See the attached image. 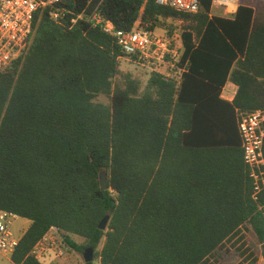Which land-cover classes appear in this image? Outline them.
<instances>
[{"label": "trees", "instance_id": "1", "mask_svg": "<svg viewBox=\"0 0 264 264\" xmlns=\"http://www.w3.org/2000/svg\"><path fill=\"white\" fill-rule=\"evenodd\" d=\"M199 1L197 14L156 0H67L61 22L51 7L36 13L27 50L0 71V209L31 221L14 264H44L31 252L52 228L100 264H215L243 232L264 259V193L252 197L237 124L264 108V5L229 19ZM96 9L125 31L182 21L185 71L145 86L124 73L114 37L71 23ZM227 81L232 103L220 98ZM245 246L238 264H257Z\"/></svg>", "mask_w": 264, "mask_h": 264}, {"label": "built area", "instance_id": "2", "mask_svg": "<svg viewBox=\"0 0 264 264\" xmlns=\"http://www.w3.org/2000/svg\"><path fill=\"white\" fill-rule=\"evenodd\" d=\"M67 0H0V71L8 68L23 56L33 34L35 15L39 10L53 8L52 18L61 22L66 10L62 4ZM165 7L185 14H197L200 11L199 0H156ZM239 0H212L210 17L220 16L232 19L237 14ZM79 20L87 21L93 27L114 37L121 48L119 61H126L150 73H157L172 78L174 71L182 73L184 53L182 21L172 18L167 20L173 29L159 27L153 30L137 21L130 30L117 29L115 24L106 19L97 9L84 10L72 20V25ZM180 25V26H178ZM161 31V32H160ZM238 131L245 165L253 182V199L259 201L264 193V108L249 113H240ZM20 217L0 209V253L11 256L16 251L22 236L14 231V223ZM70 247L65 236L57 228H52L42 241L36 244L31 254L44 264H59L64 258V249ZM99 262V261H98ZM100 264V263H99Z\"/></svg>", "mask_w": 264, "mask_h": 264}, {"label": "rangeland", "instance_id": "3", "mask_svg": "<svg viewBox=\"0 0 264 264\" xmlns=\"http://www.w3.org/2000/svg\"><path fill=\"white\" fill-rule=\"evenodd\" d=\"M239 4H244V5H249L252 7H260L262 5H264V0H239ZM165 24V26H164ZM162 24L160 27H166V29H173L174 25L169 22V23H164ZM180 26V25H178ZM161 32V31H160ZM120 69L124 72V73H130L132 74L134 77H137L139 79H141L143 86H145L148 82V79L150 77V72L142 69L140 67H137L131 63H128L126 61H120ZM97 103H103V104H109L110 100L105 97V96H99L96 100ZM28 227V223L24 220V219H17L14 223V231L16 232V234H18L19 236H22L23 234V229H27ZM245 233V238L244 240H242L235 248L234 247H230V251L226 252V250L221 252V256H219V263H215V264H238L240 263L243 258L240 256L242 251H238L237 248L239 246H241L243 243H246V246L244 247V249L246 248H251L252 251H254L257 255L258 262L257 264H264V259L261 256V246L258 243L256 237L254 236V234L250 233V232H243ZM74 241H76L78 244H83L84 243V239L80 238V237H73ZM238 238H236L235 240H237ZM234 240V241H235ZM233 241V242H234ZM65 251V255L63 259H58L59 264H86L85 260H84V255L78 251H75L73 249H64ZM0 264H14L10 257L3 255L2 253H0ZM94 264H99L98 260H95L94 258ZM245 264H249L248 262H245Z\"/></svg>", "mask_w": 264, "mask_h": 264}, {"label": "water", "instance_id": "4", "mask_svg": "<svg viewBox=\"0 0 264 264\" xmlns=\"http://www.w3.org/2000/svg\"><path fill=\"white\" fill-rule=\"evenodd\" d=\"M99 181H100L101 190L102 191L108 190V174L106 171H103L100 174ZM110 218H111L110 215H107L104 217V219L99 224L100 230L104 231L107 229L108 224L110 222ZM83 255H84L85 263H91L94 261V249L93 248L86 249Z\"/></svg>", "mask_w": 264, "mask_h": 264}, {"label": "crops", "instance_id": "5", "mask_svg": "<svg viewBox=\"0 0 264 264\" xmlns=\"http://www.w3.org/2000/svg\"><path fill=\"white\" fill-rule=\"evenodd\" d=\"M250 7H252V6H250ZM253 8H258V7H253ZM181 28H182V25H181ZM159 29H160V27H159ZM237 92H238V86L235 85L231 81H227L226 84H225V86L222 88L220 98L223 99V100H225V101H227V102H229V103H232L234 101L236 95H237ZM238 117H239V115H238ZM237 124H238V119H237ZM21 219H23V218H21ZM24 220L28 223V227H27V229H28L30 227V225H31V221L30 220H27V219H24ZM27 229H26V231H27ZM26 231H24V233ZM9 257L11 259V256H9Z\"/></svg>", "mask_w": 264, "mask_h": 264}]
</instances>
